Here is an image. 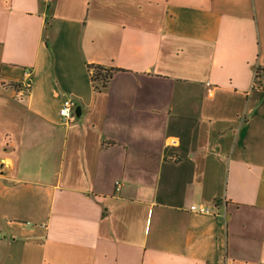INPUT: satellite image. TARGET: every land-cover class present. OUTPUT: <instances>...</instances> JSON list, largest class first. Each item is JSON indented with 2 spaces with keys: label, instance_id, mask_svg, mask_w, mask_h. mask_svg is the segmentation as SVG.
Segmentation results:
<instances>
[{
  "label": "crops",
  "instance_id": "0c3cea01",
  "mask_svg": "<svg viewBox=\"0 0 264 264\" xmlns=\"http://www.w3.org/2000/svg\"><path fill=\"white\" fill-rule=\"evenodd\" d=\"M0 264H264V0H0Z\"/></svg>",
  "mask_w": 264,
  "mask_h": 264
},
{
  "label": "built area",
  "instance_id": "2783aa9c",
  "mask_svg": "<svg viewBox=\"0 0 264 264\" xmlns=\"http://www.w3.org/2000/svg\"><path fill=\"white\" fill-rule=\"evenodd\" d=\"M259 71L258 67L255 69V77L257 78ZM89 75L90 79L92 82V85H95L93 83V79L95 77V67H90L89 68ZM77 108V103L72 100V99H67L63 103V106L60 111V115L62 118V122L65 124H69L72 120L76 118L75 110ZM190 211L195 213V214H200V215H209L210 214V208L205 205H194L191 206Z\"/></svg>",
  "mask_w": 264,
  "mask_h": 264
},
{
  "label": "trees",
  "instance_id": "16d2710c",
  "mask_svg": "<svg viewBox=\"0 0 264 264\" xmlns=\"http://www.w3.org/2000/svg\"><path fill=\"white\" fill-rule=\"evenodd\" d=\"M115 70L105 69L101 67H95V77L92 80L96 92H103L107 89L108 84L114 74Z\"/></svg>",
  "mask_w": 264,
  "mask_h": 264
},
{
  "label": "water",
  "instance_id": "95a60500",
  "mask_svg": "<svg viewBox=\"0 0 264 264\" xmlns=\"http://www.w3.org/2000/svg\"><path fill=\"white\" fill-rule=\"evenodd\" d=\"M75 114H76V117L79 118L82 114V111H81V108L80 107H77L76 110H75Z\"/></svg>",
  "mask_w": 264,
  "mask_h": 264
}]
</instances>
